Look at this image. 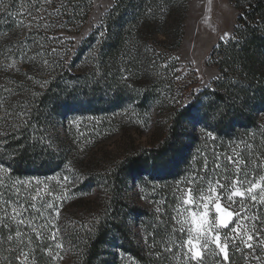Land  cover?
Wrapping results in <instances>:
<instances>
[{"label": "trees", "instance_id": "1", "mask_svg": "<svg viewBox=\"0 0 264 264\" xmlns=\"http://www.w3.org/2000/svg\"><path fill=\"white\" fill-rule=\"evenodd\" d=\"M189 1L115 0L99 28L75 53L76 59L86 64H80L77 72L66 63L69 52L59 46L54 52H42V57L50 59L46 66L42 57L31 61L22 54L7 53L12 45L19 46L9 38L18 32L16 15L28 16L25 9L32 8L33 0H10V11L16 15L0 12V132L7 133L0 136V163L11 167L8 176L0 172V177L5 185L17 179L44 181L48 189L43 199L59 205L54 221L47 211L43 212L47 220L32 210L25 214L36 217L35 225L51 221L55 229H38L41 236L37 238L31 228L21 226L24 240L31 239V244L22 248L6 241L7 235H14L15 223L9 225L11 232L0 227V264H17L9 249L31 250V264H188L183 249L172 243L186 239V234L174 231L178 225L173 217L180 206L175 199L178 177L201 145L199 138L186 133V126L195 119L212 131L228 153L255 161V170L245 169L252 177L264 175V0H232L239 12L233 34L214 47L208 59L218 68L219 78L202 92L192 93L194 100L189 104L179 99L171 106L164 135L155 147L126 153L108 167L87 165L84 174L79 170L83 162L79 146L89 140L87 134L79 136L72 120L96 118L110 125L132 109L138 114L151 113L157 105L153 99L156 89L141 75L142 70L154 53L161 58L160 69L165 75L177 65L169 54L183 41ZM36 2L54 6L52 27L66 33H79L93 6L91 0H52L50 5ZM149 38L154 39L153 44ZM23 42L32 56L30 38ZM14 58L20 66H3ZM44 71L49 74L47 83L34 76ZM165 75L160 76V83L172 89ZM21 110L27 112L23 118L27 125L20 118L6 116V112ZM63 121H70L65 138L58 131ZM14 123L18 130L12 128ZM102 129L96 128L92 134L100 135ZM245 145L251 147L245 150ZM208 154L195 161L201 164ZM54 175L57 180L48 179ZM63 176L74 183L66 184ZM94 191L102 194L98 205L80 212L79 208L85 207L82 200ZM35 203L41 207L40 198ZM245 208L247 216L264 219V204L253 207L245 201ZM8 211L11 213V208ZM241 223L264 228L255 220ZM56 229L53 240L50 233ZM255 251L264 256L259 247ZM250 255L243 245L230 249V264H249ZM205 264L222 262L208 254Z\"/></svg>", "mask_w": 264, "mask_h": 264}, {"label": "rangeland", "instance_id": "2", "mask_svg": "<svg viewBox=\"0 0 264 264\" xmlns=\"http://www.w3.org/2000/svg\"><path fill=\"white\" fill-rule=\"evenodd\" d=\"M56 1V0H55ZM92 10L90 13L89 20L86 26L79 33H66L59 27H52L51 15L56 10L54 6L44 7L46 11L43 13L44 19L38 22L43 26L44 24L50 25L47 29L41 27L37 30L33 27L29 30L28 27L22 26L19 21H23L24 25L34 23L31 16L16 15L18 32L17 34H9V38L13 42L24 41L28 37L31 42L33 38L40 40L43 44V48L33 47L32 55L37 52L51 51L60 47L63 52L66 50L69 55L66 56V63L71 65L74 72L79 71L80 64L83 65L82 59H76L75 53L78 48L82 45L85 39L95 30H97L102 22V18L114 5L115 0H91ZM51 14V15H50ZM239 16L238 10L235 8V4L232 0H190L187 17L184 23V37L181 45L169 56L176 60L178 63L168 75H165L161 71L160 66L163 63L161 58L154 53L149 57L146 62L145 68L142 70V76L148 77L152 82V87L156 89L153 99L157 102L154 109L151 110L150 114L141 113L134 111L133 109L128 114L125 113L118 122H109L110 125H105L102 120L92 118L87 119L84 117L76 118L72 120L73 125L76 128V132H79L80 137H84L87 134L86 139L88 143L82 144L80 147L81 156L80 160L83 162L80 165L79 170L84 174L88 169L87 165L95 166L99 169L108 167L111 164L117 162L124 154L138 151L142 149H149L155 147L162 139L166 121L168 117V110L175 104L179 99L186 100V104H189L194 100L193 94H197L207 89L211 83L217 80L220 76L218 68L208 61L209 56L214 47L220 42L228 40L237 24ZM149 44H153L154 39L147 40ZM40 59V56H38ZM43 59H50L45 56ZM43 59H40L41 61ZM16 61L14 67H9L12 62ZM3 66L8 64V68L15 69L16 66H20L18 60L11 59L4 61ZM88 65V63H87ZM45 66V65H44ZM1 67V66H0ZM87 68V66H86ZM167 76V81L174 87L168 89L167 86L160 83V76ZM35 79L44 82L49 77L47 71L41 74H34ZM131 77L128 75L127 78ZM179 77V79H177ZM144 81V80H143ZM141 81V83L143 82ZM165 86V87H163ZM173 90V93L169 92ZM130 110V109H129ZM199 120H193L190 125L186 126V133L194 134L196 138L201 140L198 144H201L196 150L195 157L190 160V163L186 165L185 169L180 173L177 181V185L180 188L188 186V182L193 180L192 186L194 188L201 187V181L199 175L202 174L199 170L202 169L204 161L200 164L198 161L199 157L205 156L207 152L208 165L211 169L213 167V153H217L220 156L219 163L221 167H227V172L222 173L215 179H221V182H225L222 176L227 175L230 180H235L237 177L231 170V165L225 160L226 156H233L236 158L237 154L234 152L228 153V150L221 147L219 142L214 139V135L211 130L202 127ZM70 125V121H63L59 126V134L62 138L66 137L67 129L66 126ZM103 127V132L100 135L92 134L93 130L99 127ZM211 133V136L208 134ZM192 136V135H190ZM192 138V137H191ZM225 161V162H224ZM229 165V167H228ZM230 169V170H229ZM208 177L206 176V179ZM207 187L206 184L203 185ZM198 195V193H196ZM101 193L94 191L92 194L86 196L82 203L85 207L79 208V211H87L93 206L98 205ZM149 201H154L152 195L149 196ZM237 203L234 204L233 208H239L240 198H236ZM246 201V200H245ZM223 204V201H222ZM186 208V206H179ZM232 210V209H229ZM242 210V209H240ZM242 212V211H241ZM84 213V214H88ZM187 216V212H184V216ZM185 238L187 236L185 235Z\"/></svg>", "mask_w": 264, "mask_h": 264}, {"label": "snow or ice", "instance_id": "3", "mask_svg": "<svg viewBox=\"0 0 264 264\" xmlns=\"http://www.w3.org/2000/svg\"><path fill=\"white\" fill-rule=\"evenodd\" d=\"M52 0H43L44 4H51ZM9 3H5L4 0H0V12H7L9 15H16L10 11ZM35 10L36 15H33ZM28 16L32 17L34 23L24 25L23 21H19L22 26H26L31 30L35 27L39 30L41 27L47 29L50 27L48 24H41L39 20H43L45 17L43 13L46 11L43 4H37L36 0H33L32 8L25 9ZM23 14V13H19ZM51 15V14H50ZM103 35V33H100ZM7 36V34H5ZM33 47L43 48V44L40 40L33 38ZM24 42H18V45H12L7 49L9 55L22 54L28 57L29 60L35 61L37 56L42 57V52H37L35 55L29 56L28 53L31 49L23 47ZM55 51V49H53ZM16 61L12 62L9 67H14ZM43 65H48V60H42ZM179 79V77H177ZM45 83H47L45 81ZM43 86V85H42ZM0 106H3L0 103ZM27 115L25 110L19 112H6L7 117L23 118ZM27 125L26 121H23ZM12 128L18 130V124H12ZM7 135L6 132H0V136ZM211 136V133L208 134ZM250 145H245V150L249 149ZM220 156L217 153H213V167L210 169L208 160L205 158L203 167L199 170V180L201 181V187L194 188L192 186L193 180L188 182V186L185 188H178L175 199L179 202L180 206H186V208L179 207L176 209V216L173 217L175 224L178 228L174 231H179L181 234H186V239H180L179 241H172L175 247L183 249V254L186 257L188 264H205V258L208 254H215L218 256L222 264H230V249H237L241 245L247 249L251 255L247 257L249 264H264V256L256 254V248L259 247L261 252H264V228H257L256 224H252L251 227L245 226L241 223L242 220H255L261 225H264V219L253 215L247 216V209L245 208V200L252 203L255 207L256 204H264V175H260L258 179L252 177L251 172L245 169L252 167L256 168L255 161L249 162L241 154L237 153L236 158L233 156H226L225 160L228 164L234 168V175L237 177L235 180H230L227 175L222 176L225 182H221V179H215L222 173L227 172V167H221L219 163ZM0 172L5 176L11 172L10 165L5 167L0 163ZM206 176L208 177L206 179ZM10 179V177H9ZM50 180H57V176L49 177ZM61 179L68 184L72 185L74 181L69 176H63ZM207 187L204 188L203 185ZM43 185V188H41ZM0 227L8 228L9 232L12 229L9 225L15 223L16 230L14 235L9 234L6 237V241L9 244L18 243L21 248L31 244V239L24 240V235L19 229L21 226H27L35 232L37 238L41 236V232L38 229L51 227L55 229V224L49 221L48 224L35 225L33 221L35 216L28 217L25 214L30 210L39 212L43 217V212H49V215L54 221L59 215V205L43 199L45 190L48 189V185L39 179L33 180H15L10 185H5L3 178L0 177ZM67 190V189H66ZM198 193V195L196 194ZM50 195V193H48ZM7 197V198H6ZM37 198L41 199V207L37 208L35 201ZM240 198L239 208H233L232 206L237 203V199ZM223 201V204H222ZM27 205V207H26ZM11 208V213L8 209ZM232 209V210H229ZM240 209H244L241 212ZM157 212L161 209L157 208ZM187 212V216L184 218H177L184 216V212ZM47 220V217H43ZM231 225V226H230ZM59 231L56 229L50 233V238L55 240L56 233ZM60 247V245H57ZM172 249L169 248L168 251ZM10 253H15L17 264H31L28 260L30 251L25 252L19 249H9ZM49 254L51 250L49 249ZM21 257L24 259L22 260Z\"/></svg>", "mask_w": 264, "mask_h": 264}]
</instances>
